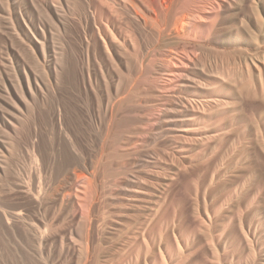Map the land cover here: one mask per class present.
I'll return each mask as SVG.
<instances>
[{"label":"rangeland","instance_id":"rangeland-1","mask_svg":"<svg viewBox=\"0 0 264 264\" xmlns=\"http://www.w3.org/2000/svg\"><path fill=\"white\" fill-rule=\"evenodd\" d=\"M258 1L0 0V264H264Z\"/></svg>","mask_w":264,"mask_h":264},{"label":"bare ground","instance_id":"bare-ground-1","mask_svg":"<svg viewBox=\"0 0 264 264\" xmlns=\"http://www.w3.org/2000/svg\"><path fill=\"white\" fill-rule=\"evenodd\" d=\"M259 1H261V0H259ZM259 1H258V2H259ZM254 4H255V3H254ZM254 4H253V5H254ZM255 10H257V9H255ZM257 15H258V13H257ZM258 16H259V15H258ZM258 16H257V17H258ZM257 17H256V18H257ZM260 19H261V18H260ZM260 19H257V20H260ZM261 20H262V19H261ZM261 20H260V21H261ZM235 27H236V26H235ZM243 28H244V27H243ZM246 33H247V32H246ZM197 43H198V42H197ZM261 55H262V54H261ZM243 61H244V60H243ZM249 61H250V60H249ZM262 62H263V61H262ZM242 63H243V62H242ZM222 64H223V63H222ZM215 66H216V65H215ZM230 66H231V65H230ZM223 68H224V67H223ZM231 68H232V67H231ZM231 68H230V69H231ZM245 68H246V67H245ZM219 69H220V67H219ZM233 69H234V68H233ZM237 69H238V68H237ZM249 69H250V68H249ZM231 70H232V69H231ZM219 71H220V70H219ZM229 71H230V70H229ZM221 72H222V70H221ZM236 72H237V71H236ZM232 74H233V73H232ZM248 75H249V74H248ZM214 76H215V75H214ZM224 79H225V78H224ZM239 79H240V78H239ZM256 79H257V78H256ZM199 81H200V80H199ZM227 81H228V80H227ZM234 81H235V80H234ZM259 81H261V80H259ZM232 82H233V81H232ZM200 83H201V82H200ZM214 83H215V82H213L212 84H214ZM235 83H236V82H235ZM235 83H234V84H235ZM263 83H264V82H263ZM181 84H182V83H181ZM232 84H233V83H232ZM234 84H233V85H234ZM253 84H254V83H253ZM191 85H192V84H191ZM204 85H205V84H204ZM206 86H207V85H206ZM212 86H213V85H212ZM203 87H204V86H203ZM234 87H235V86H234ZM209 88H210V87H209ZM261 88H262V87H261ZM195 89H196V88H195ZM198 89H199V88H198ZM258 90H259V89H258ZM212 91H213V90H212ZM252 91H253V90H252ZM206 92H207V91H206ZM203 94H204V93H203ZM239 94H240V93H239ZM244 94H245V93H244ZM253 94H254V93H253ZM260 94H261V92H260ZM262 95H263V94H262ZM261 97H262V96H261ZM215 99H216V98H215ZM218 99H219V98H218ZM195 100H196V99H195ZM224 100H225V99H224ZM226 100H227V99H226ZM197 101H198V100H197ZM192 102H193V100H192ZM194 102H195V101H194ZM201 103H202V102H201ZM204 104H205V103H204ZM211 104H212V103H211ZM224 104H226V103H224ZM191 105H192V104H191ZM192 107H194V105H193ZM192 107H191V108H192ZM197 107L200 108V106H197ZM211 107H213V106H211ZM195 111H196V110H195ZM198 111H199V110H198ZM189 112H190V111H189ZM199 112H200V111H199ZM64 150H65V149H64ZM71 156H72V155H71ZM32 173H33V171H32ZM31 186H32V185H31ZM33 186H34V185H33ZM34 187H35V186H34ZM34 190H35V189H34ZM88 223H89V222H88ZM35 225H36V224H35ZM86 229H87V228H86ZM38 230H39V229H38ZM87 230H88V229H87ZM88 233H89V231H88ZM88 233H87V234H88ZM40 241H41V240H40ZM88 241H89V240H88ZM87 244H88V243H87Z\"/></svg>","mask_w":264,"mask_h":264}]
</instances>
